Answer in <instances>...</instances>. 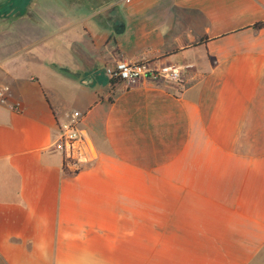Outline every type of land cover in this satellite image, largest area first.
I'll list each match as a JSON object with an SVG mask.
<instances>
[{
	"label": "crops",
	"instance_id": "obj_1",
	"mask_svg": "<svg viewBox=\"0 0 264 264\" xmlns=\"http://www.w3.org/2000/svg\"><path fill=\"white\" fill-rule=\"evenodd\" d=\"M119 59L193 67L111 85ZM5 88L0 264H264V0H0Z\"/></svg>",
	"mask_w": 264,
	"mask_h": 264
},
{
	"label": "built area",
	"instance_id": "obj_2",
	"mask_svg": "<svg viewBox=\"0 0 264 264\" xmlns=\"http://www.w3.org/2000/svg\"><path fill=\"white\" fill-rule=\"evenodd\" d=\"M192 64L182 68L190 69ZM175 65L153 66L150 62L119 59L105 68V75L111 81L123 82L127 87L138 84L143 79L155 81L166 80L174 83H184L183 69ZM7 88L0 92L2 102L6 101ZM82 114L74 111L71 118L62 124L58 130L57 148L63 153L64 163L75 171L83 164L94 162L98 155L97 150L83 129L79 125Z\"/></svg>",
	"mask_w": 264,
	"mask_h": 264
},
{
	"label": "trees",
	"instance_id": "obj_3",
	"mask_svg": "<svg viewBox=\"0 0 264 264\" xmlns=\"http://www.w3.org/2000/svg\"><path fill=\"white\" fill-rule=\"evenodd\" d=\"M262 25H263L262 23L256 24V28H260ZM110 83H111V85H115L116 83H118V81L113 80V81H111ZM64 170H65L66 172H70L69 169H68V167L65 165V163H64ZM70 173H71V172H70Z\"/></svg>",
	"mask_w": 264,
	"mask_h": 264
}]
</instances>
